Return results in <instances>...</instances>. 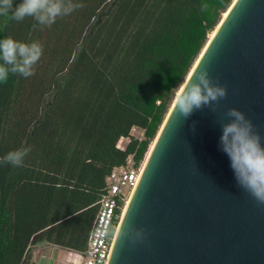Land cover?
<instances>
[{"label": "trees", "instance_id": "1", "mask_svg": "<svg viewBox=\"0 0 264 264\" xmlns=\"http://www.w3.org/2000/svg\"><path fill=\"white\" fill-rule=\"evenodd\" d=\"M75 2L47 27L0 16V39L44 49L35 75L0 83V158L29 149L22 167L0 164V264H28L37 244L86 249L106 177L145 161L233 0Z\"/></svg>", "mask_w": 264, "mask_h": 264}, {"label": "water", "instance_id": "2", "mask_svg": "<svg viewBox=\"0 0 264 264\" xmlns=\"http://www.w3.org/2000/svg\"><path fill=\"white\" fill-rule=\"evenodd\" d=\"M224 14L180 90L206 69L227 96L215 112L206 107L185 120L174 100L106 264H264V205L238 186L220 149V123L231 108L264 143V0H233Z\"/></svg>", "mask_w": 264, "mask_h": 264}, {"label": "clouds", "instance_id": "3", "mask_svg": "<svg viewBox=\"0 0 264 264\" xmlns=\"http://www.w3.org/2000/svg\"><path fill=\"white\" fill-rule=\"evenodd\" d=\"M83 7L82 3L75 0H23L13 10V0H0V16H10L17 22L31 17L39 26L47 27L53 25L57 18L69 16ZM206 7L207 5H201V10H205ZM43 51V45L38 41L25 43L10 36L0 39V83H7L10 75L23 78L35 75V66L40 61ZM226 96V87L214 83L206 69L197 71L175 97L174 113L185 120L194 111L206 107L215 112L216 105ZM224 115L227 122L220 123L222 131L220 149L230 159L238 186L258 204L264 205L262 138L241 111L231 108ZM28 152L29 149L26 148L10 151L0 158V164L22 167Z\"/></svg>", "mask_w": 264, "mask_h": 264}, {"label": "built area", "instance_id": "4", "mask_svg": "<svg viewBox=\"0 0 264 264\" xmlns=\"http://www.w3.org/2000/svg\"><path fill=\"white\" fill-rule=\"evenodd\" d=\"M142 168L143 165L136 167L129 158L126 165L114 167L106 177L87 247L79 253L83 257L80 264H106L118 223Z\"/></svg>", "mask_w": 264, "mask_h": 264}, {"label": "crops", "instance_id": "5", "mask_svg": "<svg viewBox=\"0 0 264 264\" xmlns=\"http://www.w3.org/2000/svg\"><path fill=\"white\" fill-rule=\"evenodd\" d=\"M132 130H131V135H133ZM142 136H143V131L141 130V135L134 137L141 139ZM124 139L126 138H121L120 140L122 141ZM126 140L128 142V139ZM124 147H119V148L123 149ZM49 246L53 248L50 251H44V248H48ZM72 251L73 250L64 249L50 244L32 245L27 253V263L28 264H68L67 259L70 256L69 253H71Z\"/></svg>", "mask_w": 264, "mask_h": 264}, {"label": "rangeland", "instance_id": "6", "mask_svg": "<svg viewBox=\"0 0 264 264\" xmlns=\"http://www.w3.org/2000/svg\"><path fill=\"white\" fill-rule=\"evenodd\" d=\"M132 134H133L134 136H140V135H141V130L138 129V128H135V129L132 130ZM120 142H121V143H119V147H124L125 144L127 143V140L124 139V140H122V141H120ZM144 162H145V161H144ZM144 162H142L141 165H143ZM125 193L127 194V193H128V190H126ZM52 248H53V247H50V246H49L48 248H44V251H50ZM69 254H70V256H69L68 259H67L68 264H80V263L82 262L83 257H82L79 253H77V252H73V251H72V252L69 253Z\"/></svg>", "mask_w": 264, "mask_h": 264}, {"label": "bare ground", "instance_id": "7", "mask_svg": "<svg viewBox=\"0 0 264 264\" xmlns=\"http://www.w3.org/2000/svg\"><path fill=\"white\" fill-rule=\"evenodd\" d=\"M225 15H226V14H224L223 16H225ZM223 16H222V17H223ZM211 35H212V34H211ZM211 35H210V37H211ZM210 37H209V39H210ZM182 85H183V84H182ZM180 89H181V87H180L179 90L177 91L176 96L180 93ZM120 141H121V140H120ZM120 141H119V143H121Z\"/></svg>", "mask_w": 264, "mask_h": 264}]
</instances>
